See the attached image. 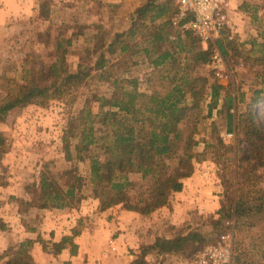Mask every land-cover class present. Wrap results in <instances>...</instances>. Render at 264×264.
<instances>
[{
    "label": "trees",
    "instance_id": "obj_1",
    "mask_svg": "<svg viewBox=\"0 0 264 264\" xmlns=\"http://www.w3.org/2000/svg\"><path fill=\"white\" fill-rule=\"evenodd\" d=\"M175 13V0H148L136 10L133 19L144 23L165 20L172 26ZM49 16L48 3L41 2L39 17L48 20ZM135 34L136 30L132 29L131 37ZM120 38L118 35L108 46L111 54L118 50L123 53L128 50L126 40ZM181 39L179 36V41L184 42L185 53L193 55L196 68L210 62L211 46L203 48L199 38L191 32L186 34L185 40ZM72 43V38L60 40L58 52L51 54L52 61L49 64L39 62V56L36 61L28 63L23 70L21 82L6 76L0 77V124L5 122L11 111L59 98L69 85L81 87L91 76V71L106 68L108 61L105 54H102L91 70L79 65L76 72L69 71L66 67L67 50H61L64 44L70 47ZM217 45L222 54L226 55L223 41L220 40ZM171 58L172 54L166 52L152 64L159 67ZM170 66L172 68L168 72L152 74L150 93L140 92L137 81L133 80L119 88L114 98L98 99L100 104L96 113L87 103L76 118L70 121L63 141L76 140L74 148L77 159L88 163V177L83 178L77 169H72L62 174L60 178L64 182L61 183L57 176H48L43 172L39 186L33 185L37 197L30 205L40 209L73 208L84 199L82 189L85 182L93 188L99 199L101 212L122 206L126 210L148 215L168 205L172 193L182 191V181L191 176L194 162L199 157L194 152L199 144L195 138L196 132L191 128L183 129V125L187 123L193 127L200 120L208 89L211 98L208 106L210 115L218 106L222 93L227 91L226 87L218 84L208 86V81L196 72V68L191 69L189 64ZM261 94L260 91L256 92L242 114L239 113L238 102L245 101V95L237 100L236 113L232 112L235 108L233 97L227 96L226 129L232 132L236 127L238 136L242 138L237 140L235 146H227L218 134L214 143L207 147L218 154L222 150L230 154L236 162L237 170L241 169V163L253 160L256 163L251 167V172L257 171L264 164V130L256 113ZM3 142L0 135V146ZM66 153L67 160L71 161L69 143ZM1 156L0 151V159ZM170 160L177 161L174 168H170ZM132 173H140L143 179L151 177L154 180L143 193L134 197L129 195L133 186L129 178ZM257 194L258 199L238 196L230 199L229 204H222L216 213L219 215V224L224 225V222L232 218L239 222L253 213L264 214V188L258 190ZM81 232V224H78L71 236L54 244V253L69 248L72 255H76L79 247L74 240ZM188 238L195 240L198 235L190 234ZM29 244L26 242L20 244L18 249L12 248L10 259L0 264H35L30 258ZM263 246L253 255L241 253L234 264H264ZM146 255L142 251L132 264H146Z\"/></svg>",
    "mask_w": 264,
    "mask_h": 264
},
{
    "label": "rangeland",
    "instance_id": "obj_2",
    "mask_svg": "<svg viewBox=\"0 0 264 264\" xmlns=\"http://www.w3.org/2000/svg\"><path fill=\"white\" fill-rule=\"evenodd\" d=\"M44 1L49 5L48 20L39 17L40 4ZM36 6L38 18L27 19L22 26L24 27L22 31H26V33L22 34L25 40L19 42L21 52H12L11 49L6 48L0 49V77L6 76L21 82L24 75L23 70L28 63L36 61L39 56V62L49 64L52 61L51 54L58 52L57 46L60 40L67 38H72L73 43L70 47H66L64 44L61 51L67 50L66 67L69 71L76 72L79 65L91 70L102 54H105L108 63L103 70L91 71V76L81 87L69 85L59 98L41 105L32 104L17 108L9 113L5 122L0 124V135L4 139L3 145L0 146L2 152L0 159V214L6 208L7 203L19 205L20 211L22 210L24 213H29L32 208H37L30 205V202L37 197L34 194L33 185L39 186L43 172L48 176H57L56 178L61 183L64 182V179L60 178L62 174L72 169H77L83 178L88 177V163L79 162L77 159L74 148L76 140L63 141L70 121L76 118L87 103L96 113L100 104L98 99L102 97L114 98L119 92V88L126 85L127 81H137L140 92L150 93L152 74L170 71L172 68L170 64L173 66L189 64L191 69L196 68L193 55L185 53L184 42L179 41L180 34L165 20H157L163 23L156 25L154 24L157 21L154 23L136 21L140 24L139 26L133 25V27L130 25L127 27L123 20L121 22V18L118 17L120 0H37ZM136 22L134 21V23ZM132 29L136 30L134 37L130 35ZM158 34H161L160 39ZM118 35L121 36V40H126L125 45L128 50L123 53L117 48V53L111 54L108 46L114 42ZM181 38H183L181 40H185V37ZM231 40L222 39L224 46H227L226 41ZM166 52L172 54V58L165 65L156 67L152 64ZM212 54L213 52H211V57ZM235 54L224 55L226 69L223 80L218 79L214 72L208 68L211 60L195 70L208 81V86L212 84L224 86L227 91L223 94L226 96L235 94L237 100H241L240 95L245 93L247 87L254 89L253 86L264 82V63L260 69L253 71L251 67L248 68L247 62L242 57L239 60ZM258 55H264V52L258 53ZM258 75L262 76L261 81L256 79ZM253 97H249L248 100L245 97V101L240 102L241 105L238 106L240 114L246 111ZM260 97L262 100L264 99L262 94ZM210 99V89H208L200 120L193 127L187 123L183 125L185 130L188 128L194 130L196 141L200 145L206 146L205 153L199 152L197 147L194 148V152L199 154V157L198 161L194 162V171L191 177L198 171L203 172L205 166L210 167L209 175L221 184V206L229 204L230 199H236L238 196H245L246 199H258L257 191L264 188V164L259 166L257 171L251 172V167L256 163V160H253L250 163H241V169L237 170L236 162L234 158L230 157V154L224 150L218 154L215 150L207 148L208 145L214 143V138L218 134L227 146H235L237 140L242 138L238 134H234L232 139L222 135L226 130L227 102L219 110L221 115L218 114L219 118L215 120L216 124H213V121L208 118L206 103L211 101ZM261 102L257 106L256 113L261 128L264 130V102ZM232 111L236 113L235 110ZM68 143L72 154L71 161L66 158ZM244 147L246 146L244 145ZM169 163L170 168H174L177 161L170 160ZM147 179L148 182L145 183L133 181L129 195L134 197L151 186L154 180L151 177ZM85 184L82 189L84 199L75 207L66 208L69 212L86 207L83 204L93 199V188L87 182ZM25 195L29 200L22 198ZM52 209L56 208L47 210ZM90 214L97 215L95 210L94 214L92 212ZM66 216L63 214L61 218H67ZM199 216L193 218L191 222H195L199 229L207 233L206 237L203 236L204 234H196L198 238L195 240L188 238L195 246L189 264L193 263L199 249L210 242H215L221 233L231 230L227 225L228 221L233 220L235 224V260L241 253L256 254L258 249L264 245V214L253 213L249 218L239 222L236 218H232L226 223L224 222V225L219 224V215L217 216V214L216 216L209 214ZM91 217L87 216L79 220L76 227L81 224V230H83L90 224ZM35 219L36 217L33 216L31 220ZM4 225L6 223H3V219L0 217V226ZM114 233L110 235L111 240L115 238ZM29 245L30 251L31 242ZM50 245L45 244L54 252V245ZM19 246L10 247L4 254H0V262L2 263L4 257L10 259L11 249H18ZM45 251L48 250L45 248Z\"/></svg>",
    "mask_w": 264,
    "mask_h": 264
},
{
    "label": "crops",
    "instance_id": "obj_3",
    "mask_svg": "<svg viewBox=\"0 0 264 264\" xmlns=\"http://www.w3.org/2000/svg\"><path fill=\"white\" fill-rule=\"evenodd\" d=\"M36 1L0 0V49L21 52L19 42L25 40L23 35L26 33L22 31V26L27 19L38 18ZM146 2L147 0H120V21L123 20L127 27L139 26L140 23L133 19L134 13ZM160 23L163 22L157 21L154 25ZM230 25L234 29V36L231 41H226V55L236 53V58L241 60L242 57L248 68L251 67L253 71L260 69L264 63V55H258L264 52V0H232ZM149 70L150 68L148 72ZM256 79L261 81L262 76L258 75ZM253 88L247 87L242 94L247 100L259 91L264 96V82ZM232 97L235 110L237 98L235 94ZM226 98V94L222 93L219 105L211 115L208 107L211 101L206 103L207 115L213 124H216L218 114L221 115L219 110L225 106ZM263 102L264 99L261 103ZM227 133L237 134L236 127L232 132L226 129L222 135ZM196 147L201 153L206 151L205 145L198 144ZM198 166L200 168L199 164ZM210 169L205 166L203 172L198 171L194 176L184 179L182 191L172 193L168 205L148 215L126 210L122 206L101 212L100 201L95 194L92 200L83 204L86 207L70 212L68 209L32 208L29 213H24L20 211L19 205L7 203L0 214L3 223H6L3 227L0 226V254L27 241L31 242L29 254L35 264H132L142 251L147 254L146 264H189L195 246L188 237L194 233L204 234L206 237L207 233L191 220L199 215L216 216L221 208V184L209 175ZM129 178L131 182H148L140 173H132ZM27 197L22 196L24 200H29ZM89 210L92 214L95 210L97 215H91ZM63 214L67 218H61ZM33 216L36 217L35 220H31ZM87 216H92L90 224L74 240L79 247L76 255H72L69 248L56 254L45 246H53L64 237L71 236L77 222ZM111 233L115 234L113 240L110 238ZM8 260L9 258L4 257L2 263Z\"/></svg>",
    "mask_w": 264,
    "mask_h": 264
},
{
    "label": "built area",
    "instance_id": "obj_4",
    "mask_svg": "<svg viewBox=\"0 0 264 264\" xmlns=\"http://www.w3.org/2000/svg\"><path fill=\"white\" fill-rule=\"evenodd\" d=\"M232 0H175L176 13L172 18L173 28L185 37L187 33L195 34L203 47H212L211 62L208 68L220 80L225 78L226 62L217 43L231 40L234 29L230 25V3ZM228 133L225 138H234ZM231 230L221 233L215 242L199 249L192 264H234L235 233L234 221H228Z\"/></svg>",
    "mask_w": 264,
    "mask_h": 264
}]
</instances>
